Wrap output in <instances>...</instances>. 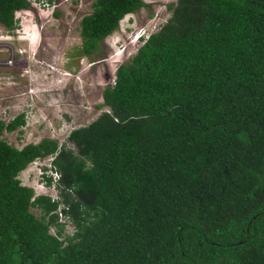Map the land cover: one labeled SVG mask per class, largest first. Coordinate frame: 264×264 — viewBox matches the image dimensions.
Returning <instances> with one entry per match:
<instances>
[{"label": "trees", "instance_id": "16d2710c", "mask_svg": "<svg viewBox=\"0 0 264 264\" xmlns=\"http://www.w3.org/2000/svg\"><path fill=\"white\" fill-rule=\"evenodd\" d=\"M143 4L94 0L84 55ZM169 6L103 88L107 108L70 130L78 152L48 136L18 147L3 133L24 113L0 118V264H264V0ZM30 7L0 0V23ZM47 155L58 198L18 177Z\"/></svg>", "mask_w": 264, "mask_h": 264}, {"label": "rangeland", "instance_id": "374dc122", "mask_svg": "<svg viewBox=\"0 0 264 264\" xmlns=\"http://www.w3.org/2000/svg\"><path fill=\"white\" fill-rule=\"evenodd\" d=\"M94 0H30L31 7L15 12L17 25L0 23V118L19 112L25 124L3 137L18 147L44 136L78 152L68 139L70 130L93 120L101 110L102 90L114 81L115 69L142 43L141 37L157 30L170 16L176 0H144L127 13L91 55L82 52L80 19ZM142 35V36H140ZM139 36V37H138ZM49 156L38 157L18 173L36 194L58 196L45 182L43 167ZM46 164V165H45ZM31 210L40 214L39 208ZM73 224L64 227L72 231Z\"/></svg>", "mask_w": 264, "mask_h": 264}, {"label": "clouds", "instance_id": "9594fccd", "mask_svg": "<svg viewBox=\"0 0 264 264\" xmlns=\"http://www.w3.org/2000/svg\"><path fill=\"white\" fill-rule=\"evenodd\" d=\"M149 34H147V35H144V36H142V35H140V36H142L141 37V39H142V42H143V40L148 36ZM139 37V36H138ZM47 156H49V158H50V160H49V162H48V164L46 165V166H44L43 167V169H44V171H46L47 172V176H51L52 177V180H53V185L55 186V182H56V180H58V177H59V175H58V171L55 169V167L51 164V159H52V156L51 155H47ZM58 197H59V194H58ZM57 197V198H58Z\"/></svg>", "mask_w": 264, "mask_h": 264}, {"label": "built area", "instance_id": "2783aa9c", "mask_svg": "<svg viewBox=\"0 0 264 264\" xmlns=\"http://www.w3.org/2000/svg\"><path fill=\"white\" fill-rule=\"evenodd\" d=\"M58 196L54 197V198H57ZM63 206H66L64 205L62 202L59 203L56 211L58 212V215H59V220L65 222V225L68 224V223H72V221L69 219L68 215H65L63 214L61 208ZM73 224V223H72ZM74 227V226H73ZM73 227H72V230H73ZM52 230L54 231V228H52Z\"/></svg>", "mask_w": 264, "mask_h": 264}]
</instances>
